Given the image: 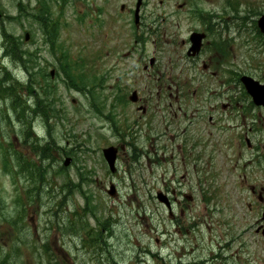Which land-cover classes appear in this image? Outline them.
<instances>
[{
  "label": "rangeland",
  "instance_id": "374dc122",
  "mask_svg": "<svg viewBox=\"0 0 264 264\" xmlns=\"http://www.w3.org/2000/svg\"><path fill=\"white\" fill-rule=\"evenodd\" d=\"M40 1L0 0V67L26 80L19 63L2 55L4 30L22 41L35 70L42 65L46 74L54 70L50 79L57 87L55 118L46 126L39 117L32 122L38 137L50 134L58 150L49 170L33 171L41 190L15 237L24 241L18 264H260V238L254 232L259 203L250 187L264 180L258 164L264 149L255 144L264 137V114L255 123L258 130L249 133L254 145L249 149L240 137L242 128L222 105L230 91H242L239 75L264 81V53L243 43L250 32L237 34L241 20H235L228 3L238 16H247L248 30L256 14L264 13V0H142L139 26L133 24L136 0H45L59 29L53 50L43 43L34 19ZM210 12L218 16L220 37L234 39L228 57L221 60L211 50L219 38L214 35L203 42L198 59H188L182 41L188 43L191 32H204L213 20ZM63 58L69 59L66 65L60 64ZM56 73L81 86L69 80L67 87ZM132 91L145 111L129 102ZM27 97L34 109V99ZM119 98L123 103L116 102ZM7 108L0 101V111ZM257 112L249 109L244 131L256 122ZM1 126L3 147L10 144L45 167L23 143L15 119L12 129ZM106 147L117 151L114 173L102 156ZM65 157L71 159L69 166L52 176ZM64 180L80 184L81 190L69 195L73 187L62 189ZM110 184L113 196L107 194ZM32 186L28 175L0 169V194L9 216L26 203L24 191ZM158 192L169 203L172 199L169 208L157 200ZM86 197L96 209H85ZM71 221L76 227L88 222L99 231L95 249L85 248V232L65 231ZM15 238L3 236L0 244ZM44 249L52 257L49 263L40 256Z\"/></svg>",
  "mask_w": 264,
  "mask_h": 264
},
{
  "label": "trees",
  "instance_id": "16d2710c",
  "mask_svg": "<svg viewBox=\"0 0 264 264\" xmlns=\"http://www.w3.org/2000/svg\"><path fill=\"white\" fill-rule=\"evenodd\" d=\"M20 7L21 5L19 8ZM34 19L40 25L43 43L47 44L49 48L53 50L58 41L59 33L56 20L50 18L48 3L45 0L40 1L37 13L34 14ZM2 38L4 39V50L2 55L16 64L19 63L26 76V80L24 82H20L10 71L6 69V67H0V100L7 102L9 107V111H0V136L3 134L1 125L4 124L5 128L12 129V121L15 119L16 122L19 123L20 129H23V143L30 146L29 148L31 152L40 160V162L45 164V167L42 169L37 167L34 162H29L23 155H20L18 152L13 150L10 144L7 149L3 147L0 142V169L2 173L18 174L23 178H27L28 175L30 180L33 182V186L28 187L24 191L26 203H20L14 213V216H9V213L6 211L5 202L0 194V240L3 236L8 239L15 238L17 234H21L22 228L24 227L23 221L25 218V210L27 207L33 206L36 201L39 200V191L41 190V183L34 180L33 171L35 168L37 169L36 172L40 170L41 172H45L47 169L49 170L50 166L48 165V161L53 162L56 160L54 157V151L58 150L55 146L54 140L48 138L50 134H47L48 137L46 136L47 139H45L44 133V138L41 139L34 135L31 130L34 118L39 117L38 119H40L45 126L47 123L50 124L51 119L55 118L54 114L58 112L53 106V96L56 94L57 88L56 84L50 79V75L46 74L44 65L38 66L35 70L32 61L29 59L28 52L25 51L22 46V41L10 38L4 30H2ZM30 41L32 42L33 39H30ZM35 53L36 52H34V54ZM67 60L69 61L68 58H65L60 64L65 63L66 65ZM61 70L63 73V66ZM60 76L56 73V77ZM65 77L67 80H65V78L63 79L62 76L61 80L67 87L69 86V84H67L69 80L72 83V86H81L80 82H77L76 84L74 79H69V76ZM24 92H26V94H24ZM27 95H30L31 100L34 99V109H31L28 106L29 99ZM13 116L15 117L14 119L12 118ZM42 129H44V127H42ZM43 131H45V129ZM9 150L12 152L10 153ZM72 150L76 151L74 148ZM53 174L61 176L63 174V169L57 172L53 171ZM79 177L80 182H82L84 175L79 173ZM68 185L73 187L69 190V195L75 191L81 190L80 184L75 185L72 184L71 181L65 180L63 181L62 189L68 188ZM90 202V198L86 197L85 209H90V211H92L97 207L89 206ZM60 204L62 203L60 202ZM60 209H62L61 206H59V210ZM103 226L105 227V225ZM80 229L83 230L84 227L81 226ZM87 238L89 243H93L95 241L89 232H87ZM15 239L17 240L16 242L7 241L6 246L5 244L4 246L3 244H0V264H18V256L20 255L19 243H24V241L20 238ZM94 239H96V237ZM40 256H46L48 263L51 260V256L48 254L46 249H44V252L41 253Z\"/></svg>",
  "mask_w": 264,
  "mask_h": 264
},
{
  "label": "flooded vegetation",
  "instance_id": "af4514ba",
  "mask_svg": "<svg viewBox=\"0 0 264 264\" xmlns=\"http://www.w3.org/2000/svg\"><path fill=\"white\" fill-rule=\"evenodd\" d=\"M233 12H235V14H237V11L233 10ZM247 14H253V13H247ZM260 14V13H258ZM264 14V13H261ZM257 15V14H256ZM212 24V23H211ZM211 24H205V29L203 33L204 35V40L203 42L207 39V37L209 38L210 36H214L215 35V28L211 25ZM246 30L243 29L242 32H237V34H243ZM196 32V31H194ZM258 32L257 34L254 32L253 35L251 37H246L245 40L243 41V43L249 44L252 47V50H254L255 52H257V54H260L261 52L264 53V39L262 37H260V35L258 36ZM234 41L227 39L225 41V45H226V51L225 52H218L220 59L224 60L227 59L228 57V51H229V47L230 44ZM183 43V47L184 50L186 49L185 52V56L188 54L187 50H188V45H189V41L188 43ZM213 46V43H211V47ZM203 48H201V50L199 51L198 55H196L194 58H190L192 60H196V58L198 59L199 54L202 53ZM263 50V51H261ZM217 53V54H218ZM238 79V84H239V76L237 77ZM259 84H261L262 86H264V81H259ZM218 97V96H217ZM264 104V100L262 101ZM243 107V111L244 112H239V109ZM254 106V107H253ZM224 109H228L229 110V118L232 121H237V126L238 128H242L243 134H242V139L244 141L249 140V138L247 137V135L244 133V128L247 125V122L245 123V120L247 119V117L249 116V109H252V113H254L256 110H258L257 115H256V122H252V126H254L255 123H257L258 125L262 122L261 120V114H264V105L263 106H255L250 97L247 95V93L245 91H230V100L227 102L226 105L222 106ZM249 108V109H248ZM236 110L235 113H233L232 111ZM198 109L196 110V113H198ZM264 119V118H263ZM208 121H211V118H208ZM222 129H220L221 131ZM228 130V129H227ZM229 131V130H228ZM247 131H251V128L248 127ZM256 145L259 147H262L264 149V137L261 138V136H259V138H257L256 140ZM253 144V143H252ZM258 159H259V167L261 169V171L264 172V151L259 153L258 155ZM250 191L252 194L256 195L257 197V201L259 203V207H258V220L256 221L255 227L257 228L255 230V234H257V236H259L260 238V244H261V254H260V264H264V180L263 181H259V183H257L256 186H251L250 187Z\"/></svg>",
  "mask_w": 264,
  "mask_h": 264
},
{
  "label": "water",
  "instance_id": "95a60500",
  "mask_svg": "<svg viewBox=\"0 0 264 264\" xmlns=\"http://www.w3.org/2000/svg\"><path fill=\"white\" fill-rule=\"evenodd\" d=\"M140 3H141V0H137L135 12H134L135 22H137V19H138V11H139ZM258 26L260 28V31L262 33H264V17H262L258 21ZM202 37H203V35H199V34H196V33L191 34V36H190V42H191L190 51H192L193 54H195V53H197L199 51ZM250 82H251V84H256V83H254L252 81H250ZM244 83L246 84V83H249V82L245 81ZM250 90L253 93L256 94V95H254L253 93H251L254 97L257 96V95H260L259 89L255 85H254V89L251 87ZM102 153H103L104 159L108 163V166H109L110 170L113 171V164H114V161H115L116 150L113 149V148H107V149H104ZM68 162H70L69 159H67L64 162V165H67Z\"/></svg>",
  "mask_w": 264,
  "mask_h": 264
}]
</instances>
